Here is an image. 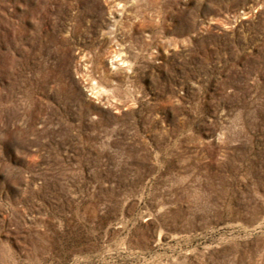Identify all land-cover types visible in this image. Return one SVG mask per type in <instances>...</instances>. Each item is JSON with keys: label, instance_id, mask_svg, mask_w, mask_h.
<instances>
[{"label": "rangeland", "instance_id": "1", "mask_svg": "<svg viewBox=\"0 0 264 264\" xmlns=\"http://www.w3.org/2000/svg\"><path fill=\"white\" fill-rule=\"evenodd\" d=\"M0 264H264V0H0Z\"/></svg>", "mask_w": 264, "mask_h": 264}]
</instances>
